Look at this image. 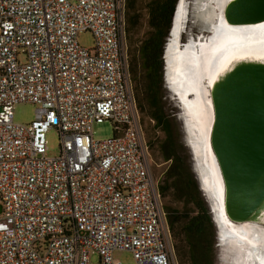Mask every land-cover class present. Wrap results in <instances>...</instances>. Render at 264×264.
Segmentation results:
<instances>
[{
  "label": "built area",
  "instance_id": "2783aa9c",
  "mask_svg": "<svg viewBox=\"0 0 264 264\" xmlns=\"http://www.w3.org/2000/svg\"><path fill=\"white\" fill-rule=\"evenodd\" d=\"M125 11L126 0H0V264H123L117 252L174 263ZM21 103L36 106L31 123L14 121ZM107 121L114 137L96 140Z\"/></svg>",
  "mask_w": 264,
  "mask_h": 264
},
{
  "label": "bare ground",
  "instance_id": "6f19581e",
  "mask_svg": "<svg viewBox=\"0 0 264 264\" xmlns=\"http://www.w3.org/2000/svg\"><path fill=\"white\" fill-rule=\"evenodd\" d=\"M184 1L178 2L166 47L167 86L183 104L202 190L208 195L220 226L222 260L228 264H264V210L255 221L235 223L227 218L223 178L210 144L214 121L211 88L241 61L264 62V27H261L264 22L247 27L230 26L224 9L232 0H213L214 6L204 14L206 28L212 35L206 39H200V34L198 39L190 36L181 46L187 14Z\"/></svg>",
  "mask_w": 264,
  "mask_h": 264
},
{
  "label": "trees",
  "instance_id": "16d2710c",
  "mask_svg": "<svg viewBox=\"0 0 264 264\" xmlns=\"http://www.w3.org/2000/svg\"><path fill=\"white\" fill-rule=\"evenodd\" d=\"M143 1L126 0V35L129 40L140 24ZM177 2L178 0L147 1L150 31L140 43L137 54L128 53L129 73L141 119L142 116L148 117L152 127L163 134L158 150L168 166L163 180L158 181V188L176 262L215 264L213 221L198 182L178 143L163 99L162 56ZM147 144L150 148V143Z\"/></svg>",
  "mask_w": 264,
  "mask_h": 264
},
{
  "label": "water",
  "instance_id": "95a60500",
  "mask_svg": "<svg viewBox=\"0 0 264 264\" xmlns=\"http://www.w3.org/2000/svg\"><path fill=\"white\" fill-rule=\"evenodd\" d=\"M224 17L235 27L262 24L264 0H232L224 9ZM167 43L163 53L165 64ZM210 92L214 111L210 144L223 178L225 215L235 223L255 221L264 210V62H239L214 83ZM189 147L194 155L190 144ZM196 176L202 189L197 173ZM207 201L220 238V226L210 200Z\"/></svg>",
  "mask_w": 264,
  "mask_h": 264
},
{
  "label": "rangeland",
  "instance_id": "374dc122",
  "mask_svg": "<svg viewBox=\"0 0 264 264\" xmlns=\"http://www.w3.org/2000/svg\"><path fill=\"white\" fill-rule=\"evenodd\" d=\"M148 0H144L141 5V21L138 27L131 34L130 40L129 37L126 36V43L128 48V53L137 54L138 47L140 43L147 37L150 31V27L148 25V13L146 10V4ZM212 1V2H211ZM186 2V3H185ZM213 0H185V8L187 11L186 19H185V29L183 30L181 36V46H184L189 37H196L199 34L204 35L205 37L211 36V30L207 29V22L205 20L204 14L206 11L211 9L214 5ZM213 3V4H212ZM187 4V5H186ZM188 6V7H187ZM188 16V17H187ZM79 42L83 47L93 48L94 47V39L90 33H84L79 37ZM167 43V40H166ZM165 43V45H166ZM164 56V54H163ZM162 56V58H163ZM165 63L163 59V96L166 107V112L171 118L173 122V126L175 129L176 137L179 145L181 146V150L186 158L187 164L190 167L191 172L193 173L196 181L197 179L196 173L198 174V160L192 154L189 147V138L187 134V129L185 127V119L183 116V110L179 103V100L176 96L171 92L169 87L167 86L166 77H165ZM35 110L36 106L32 103H21L15 107L14 112V121L16 123L28 124L31 123L35 118ZM142 123L144 126V135L146 142L150 143L149 154H150V162H151V172L156 180L162 181L164 178V172L168 166L167 162H164L160 156L158 150V143L162 139V132L157 131L152 127L148 117L142 116ZM114 127L113 123L107 121L105 123L96 125L94 127V138L96 140H105L114 137ZM47 141H48V155L57 156L59 154V137L58 133L55 129L49 131L47 133ZM200 187V185H199ZM201 189V187H200ZM202 197L204 198L206 205L210 211L209 203L207 200H210L208 195L201 189ZM204 194L207 196H204ZM208 198V199H207ZM169 199H166L168 201ZM211 215V213H210ZM213 225H214V254H215V264H228L226 261L222 260V247L220 246V238L218 235V230L216 228L215 222L211 215ZM263 225V224H261ZM115 258L122 262L123 264H134V259L131 253L129 252H117L115 254ZM95 260V258H94ZM176 262V257L174 253V263Z\"/></svg>",
  "mask_w": 264,
  "mask_h": 264
},
{
  "label": "snow or ice",
  "instance_id": "6c2138e0",
  "mask_svg": "<svg viewBox=\"0 0 264 264\" xmlns=\"http://www.w3.org/2000/svg\"><path fill=\"white\" fill-rule=\"evenodd\" d=\"M261 27H264V25H262Z\"/></svg>",
  "mask_w": 264,
  "mask_h": 264
}]
</instances>
